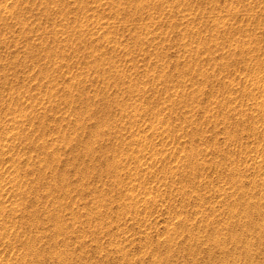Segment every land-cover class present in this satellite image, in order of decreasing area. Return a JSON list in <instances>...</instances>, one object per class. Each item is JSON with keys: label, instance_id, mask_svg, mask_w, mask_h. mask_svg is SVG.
<instances>
[{"label": "rangeland", "instance_id": "rangeland-1", "mask_svg": "<svg viewBox=\"0 0 264 264\" xmlns=\"http://www.w3.org/2000/svg\"><path fill=\"white\" fill-rule=\"evenodd\" d=\"M0 264H264V0H0Z\"/></svg>", "mask_w": 264, "mask_h": 264}]
</instances>
